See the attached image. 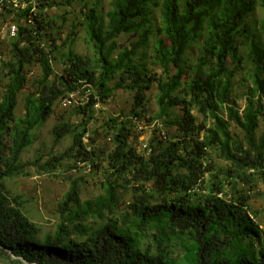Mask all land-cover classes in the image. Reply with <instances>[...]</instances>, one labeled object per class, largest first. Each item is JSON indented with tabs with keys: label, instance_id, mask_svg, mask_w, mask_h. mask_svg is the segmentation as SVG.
<instances>
[{
	"label": "trees",
	"instance_id": "obj_1",
	"mask_svg": "<svg viewBox=\"0 0 264 264\" xmlns=\"http://www.w3.org/2000/svg\"><path fill=\"white\" fill-rule=\"evenodd\" d=\"M76 1L81 19L71 23L62 44L65 17L48 14L72 0L0 6V19L12 16L17 27L0 61V263L24 264L14 256L28 264H264V228L251 205L264 199V129L256 136L264 127V44L257 19L247 20L256 9L264 11V0ZM260 23L264 30V19ZM81 26L92 59L70 47L63 51ZM126 34L138 38L113 58L117 39ZM149 47L159 74L143 61L147 53L138 58ZM195 47L193 60L189 51ZM56 54L61 73L53 66ZM34 64L40 75L29 81ZM239 72L241 94L234 83ZM26 84L31 91L17 117V96ZM154 86L159 111L139 152L133 146L142 135L137 122H150L145 92ZM118 90L133 94L129 113L90 129L98 119L95 105ZM86 91L88 103L70 114L79 121L68 118L51 131L54 145L67 137L72 144L23 161L56 102ZM173 109L179 111L175 117ZM164 126L175 133H165ZM63 167L69 189L57 204L60 220L53 234L42 235L3 181L28 177V169L56 176ZM82 167L101 176L103 195L94 202L80 199L85 176L70 174ZM119 190L129 196L123 211Z\"/></svg>",
	"mask_w": 264,
	"mask_h": 264
},
{
	"label": "rangeland",
	"instance_id": "obj_2",
	"mask_svg": "<svg viewBox=\"0 0 264 264\" xmlns=\"http://www.w3.org/2000/svg\"><path fill=\"white\" fill-rule=\"evenodd\" d=\"M55 1L63 2L64 0ZM72 1L73 2L71 6L60 7L59 9L52 8L50 9L48 14L51 17H65L66 22L64 23V25L62 26V30L60 31L62 34L61 40L58 44H62L63 40L66 39L71 23H77L81 19V4H79L76 0ZM107 1L108 0H106V3ZM107 9L108 7H106L105 12L107 11ZM11 18L12 16L6 17L5 19H0V29H3L2 43L0 44V61L3 60L8 54L7 51L9 38L5 35V30L8 25L12 23ZM254 18L257 19L255 22L256 31L258 32L261 43L264 44V30L261 28L260 23L264 19V11L259 8L256 9L254 11V15L249 17L247 20L249 21V23L253 24ZM59 20L58 24L60 25L61 22ZM153 20L155 24H160L159 12H155ZM75 32V39L73 40L71 45H67L63 51H66L70 47L71 51L74 54L92 59L94 53L88 48L85 43V31L83 27H78ZM137 38L138 37L136 34H126L120 36L116 41L118 44L117 50L113 53L112 57H117V55L122 52L123 49H125L126 47L129 48L130 44L133 45L136 42ZM151 50V47L142 50L138 58L141 57L142 52L147 53L148 56L144 57L143 61L148 65V67L154 68L156 73L159 74L160 70L156 67H152L153 64L150 63L152 61V58H150V55H152ZM189 53V57L193 59L198 55L199 52L195 47L194 49H191ZM55 56L57 60L53 63L54 69L57 73H61L62 66L59 62V56L57 54ZM39 75L40 69L38 67V64H34L31 67V72L27 75V79L29 81H32V79L38 77ZM242 78L243 75L241 72H239L234 79L235 91L237 92V94H241L244 91V88L240 86V81ZM30 91L31 90L29 89V84H26L24 89L21 90V92L18 94L17 107L15 110V114L17 117H21L24 114L25 97ZM157 94L158 91L155 86L150 91L145 92L147 109V114L145 115V117L150 120V122L148 123L149 126L146 124L147 129L142 133L138 140L133 142V146L139 152H141L142 150L143 143H148L149 138L152 134L151 132L154 125L152 119L156 117V114L159 111L156 103ZM59 102L60 101L56 102L53 108V113L51 114L47 122L44 125L40 126L34 132L35 136L37 137V141L25 150L22 155L23 161H32L38 154V151H42L43 156H47V154L49 153H61L72 144L71 137L65 138L58 145H54L53 143L51 131L56 124L67 120L68 118H70L71 121L74 122L79 121L78 118L72 117L70 115L73 111L72 108L64 109L61 107ZM132 104L133 94L131 92H126L123 90L114 92L106 101V104H100V107H98L97 109V122H93L92 124H90L89 128L93 129V127H98L103 118L118 117L122 114L127 115L131 109ZM238 105L241 110L243 108V101L238 100ZM170 112H172L173 117L179 114V111L177 109H173ZM263 129L264 127L261 125L256 133V136H258L263 131ZM163 131L172 135L175 133L176 129L174 127L164 126ZM109 137L110 136H108L107 139ZM95 139L97 140L98 145L105 144L104 138H96L95 136ZM140 143L142 145H140ZM44 159H46V157ZM68 163L70 162H62L63 165H68ZM61 168L56 172V176L47 174L39 175L35 173L33 169H28V172L30 173V176L28 177H18L3 181L5 189L10 196L21 198L25 215L29 220L40 227L42 235H46L48 233L53 234L55 227L60 220L57 213V204L62 201L69 189V183L65 181L62 176V174L64 173V167L63 169ZM70 174L75 178H79L81 176H85L86 178L87 183L80 185V199L82 202H94L99 196L103 195V190L100 185V181L102 179L99 174H92L86 168L84 171L83 167L81 169H73ZM118 194L120 195L119 210L123 211L125 209L127 201H129V196H122L120 190L118 191ZM251 205L256 211L259 212L260 217L258 219V222L259 224H261V227L264 228V199L260 197L254 198L251 201Z\"/></svg>",
	"mask_w": 264,
	"mask_h": 264
},
{
	"label": "built area",
	"instance_id": "obj_3",
	"mask_svg": "<svg viewBox=\"0 0 264 264\" xmlns=\"http://www.w3.org/2000/svg\"><path fill=\"white\" fill-rule=\"evenodd\" d=\"M0 6L8 8V9H11V8L17 9L20 7L24 8L25 4L23 2H21V0H0ZM31 22H32L31 17H28L26 23L31 24ZM16 31H17L16 25L10 23L5 30V32H6L5 35L8 36V38L14 37L16 34ZM2 32H3V29H0V40H2V36H3ZM88 95H89L88 91H86L84 94H80L79 92L71 93V94L67 95L66 97H64L60 100V105L62 108L67 109V108H72L74 106L87 104L88 103ZM262 103L264 105V99H263ZM98 107H99V105L97 103V105H95V108L98 109ZM146 129H147V126L144 125L143 122H137V131L139 133L142 134ZM83 141L85 144H87L88 143L87 137H84ZM142 147L145 148V145H143ZM87 150L90 151V147H87Z\"/></svg>",
	"mask_w": 264,
	"mask_h": 264
},
{
	"label": "water",
	"instance_id": "obj_4",
	"mask_svg": "<svg viewBox=\"0 0 264 264\" xmlns=\"http://www.w3.org/2000/svg\"><path fill=\"white\" fill-rule=\"evenodd\" d=\"M13 258H16V259H19V260L23 261V262H24V264H28V263H27V262H25V261H24V260H23L21 257H18V258H17V257H14V256H13Z\"/></svg>",
	"mask_w": 264,
	"mask_h": 264
}]
</instances>
